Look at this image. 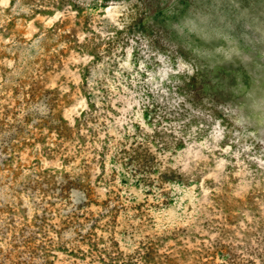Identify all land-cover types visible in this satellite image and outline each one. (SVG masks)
Wrapping results in <instances>:
<instances>
[{"label":"rangeland","instance_id":"374dc122","mask_svg":"<svg viewBox=\"0 0 264 264\" xmlns=\"http://www.w3.org/2000/svg\"><path fill=\"white\" fill-rule=\"evenodd\" d=\"M0 264H264V0H0Z\"/></svg>","mask_w":264,"mask_h":264}]
</instances>
